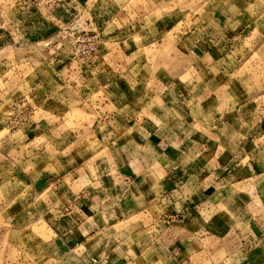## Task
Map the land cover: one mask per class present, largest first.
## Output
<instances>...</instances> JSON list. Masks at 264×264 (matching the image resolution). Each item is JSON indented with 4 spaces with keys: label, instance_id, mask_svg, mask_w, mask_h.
Instances as JSON below:
<instances>
[{
    "label": "rangeland",
    "instance_id": "rangeland-1",
    "mask_svg": "<svg viewBox=\"0 0 264 264\" xmlns=\"http://www.w3.org/2000/svg\"><path fill=\"white\" fill-rule=\"evenodd\" d=\"M98 6L102 13L112 7L118 11L116 17L124 22L121 21L122 31L113 33L107 40L111 44H107L108 50L95 64L93 73L98 80L103 75V83L106 80L109 90L115 85L111 82L114 77L123 79L121 87L117 83L123 115L133 119L152 117L153 112L167 106L164 109L167 123L187 117L214 124L215 128L207 126L203 130L214 142L218 141V151L229 149L230 153L238 154L248 126L264 122V0H255L250 6V27L241 36L223 33L229 26L236 31L239 26L232 21V15L238 10L230 0H107ZM109 29L112 27L108 26ZM2 46L0 264H65L56 256L54 246V232L62 229L54 225L59 212L48 205L51 193L41 188L38 176L41 172L52 177L61 170L65 178L81 171L82 161L88 156L84 152L89 148L82 141L92 134L89 128L104 129L105 124H97L105 118L97 113L100 105L96 104L101 100L102 89L95 86L96 93L85 100L87 104L83 107L78 102L73 104L67 96L75 88L60 81L59 72L54 74L37 65L41 51L23 52V49H2ZM168 86L173 100L167 96L166 101ZM178 90L182 92L181 99ZM224 112L231 117L222 124L218 117ZM42 123L47 127L57 125V128L41 137L36 131H22L28 125V128L37 126L34 129H42L39 130L42 133L46 131ZM115 137L126 140L127 134H122V129L117 127L104 140L109 142ZM54 140L62 143L52 147ZM68 141L73 144H66ZM41 144L46 145L42 153ZM261 144L264 148V139ZM91 148L94 147L91 145ZM100 156L95 155L92 160L98 161ZM151 179L156 178L153 175ZM80 186L81 183L74 184L75 189ZM129 199L125 204L132 208ZM220 205L224 210L214 212V220L220 224L211 228L220 238L206 237L197 242L188 235L190 238L184 242L191 256L190 264H223V259L224 264H238L245 255L250 264H264V260L260 261L264 252L263 236L257 234L256 227L243 225L238 216L235 226L228 227L224 224L230 218L226 207L231 204L224 201ZM140 221L129 212L124 213L121 222L106 226L96 234L97 238L112 235L123 246L131 248L135 239L146 236L141 226L138 227ZM148 221L144 218L145 224ZM186 228L194 230L195 222L188 223ZM163 232L170 237L180 233L175 228ZM242 242L246 244V251L238 250ZM211 249L214 256L208 257L207 251ZM231 252L233 255L226 260ZM156 264L160 262L156 260Z\"/></svg>",
    "mask_w": 264,
    "mask_h": 264
},
{
    "label": "crops",
    "instance_id": "crops-1",
    "mask_svg": "<svg viewBox=\"0 0 264 264\" xmlns=\"http://www.w3.org/2000/svg\"><path fill=\"white\" fill-rule=\"evenodd\" d=\"M8 1L0 0V24L7 12L12 14L7 5ZM81 2L71 1L77 6ZM102 2L106 3L107 0L84 1L89 10V22L86 27L90 30L95 29L103 35V42L96 51L97 60L94 58L93 65L84 68V76L78 75V71L71 70L67 61L68 56L62 51L50 54L49 57L44 56L46 53L41 51L42 55L39 58L41 60L37 63L54 74L55 71L59 72L58 79L69 84L71 89L75 88L67 96L73 104L78 102L83 107L85 100H90L89 97L96 93L93 91L95 86L102 89L101 100L96 104L100 105L97 113L105 116L103 121H97L100 126L105 124L104 129L89 128L92 134L89 135V139L82 141V145L89 148L84 152V155L88 156L83 159L84 166L78 174L71 173L64 178V175L60 174L61 170L56 171L57 174L52 177L39 173L41 188L51 193L48 205L59 212L60 216L54 224L57 225L56 229L62 227L58 233L54 232L56 256L63 259L65 264H156V260L160 264H190L191 256L185 244L190 238L188 235L195 237L197 242H202L206 237L220 238L211 228L220 224L215 222L214 212L224 210V206L220 205H224V201L231 204L226 207V214L230 218H227L224 224L234 227L235 218L238 216L243 225L256 227L257 234L263 236V240L264 148L261 143L264 139V122L248 126L241 149L235 154L230 153L229 149L218 151V141L214 142V138L205 134L203 129L207 126L213 129L216 127L214 124H207L200 119L194 121L187 117L183 121L179 120L180 122L176 119L175 123H167V116L164 113L167 106L153 112L152 117L133 119L130 115H123V105L117 96V89L122 86L123 79L114 77V81L111 82L115 85L113 87L111 85L109 90L106 80L103 83V75L100 80L93 75L96 70L95 64L105 56L107 44H111L107 40L113 33H118L124 28L122 18L116 17L118 11L111 6L110 9L105 8L102 13L98 6L99 3L103 4ZM230 3L238 10L232 15V21L237 22L239 26L237 31L229 26L223 33L241 36L250 27L248 23L252 18L250 6L255 0H230ZM108 26L112 29L107 31ZM10 27L8 25V28ZM10 30L3 31L0 27L2 49L11 47L23 49V52L40 51L41 48L33 44L37 37L32 35L29 40L16 39ZM211 50L214 52V48ZM169 88L166 87L167 92L164 96L166 101L167 96L173 100ZM181 93L179 91L178 97ZM169 109L171 110L172 106ZM233 112L235 115L236 111ZM224 113L218 117L222 124L230 116L226 114L227 112ZM41 125L46 128L42 133H40L42 129L38 131L34 129L37 126L28 128L27 125V129L21 130L36 131L41 137L45 133L54 132L57 128V125L51 127L43 123ZM117 127L122 129V134H127L126 140L117 137L109 142L104 140V136L114 132ZM60 143L62 142L54 140L51 146ZM66 144L73 143L68 141ZM91 145L94 147L93 150ZM44 148L46 145L41 144L39 147L41 153ZM102 151L107 153L100 156L99 153ZM95 155L100 156L98 161L92 160ZM152 174L155 180L151 179ZM80 183L81 186L75 189L74 184ZM127 199L130 200L132 208L125 204ZM128 212L142 220L138 227L141 226V230L146 233L145 237L139 236L135 239L131 248L123 246V242L112 235L97 238L96 234L102 232L108 225L121 222L124 213ZM144 218L149 220L146 224ZM192 221L195 222V231L186 228ZM171 228L177 229V233H180L171 237L164 235L163 230L169 231ZM176 242L178 245L174 246ZM244 245L246 246L245 242L239 243L238 250L246 251ZM197 247L199 249V245ZM207 252L208 257L214 256V249ZM54 253L52 252V255ZM231 255L232 252L225 259H230ZM242 259L243 262L239 261L238 264H250L247 255ZM263 260L264 252L260 258V261ZM221 263H225L224 259Z\"/></svg>",
    "mask_w": 264,
    "mask_h": 264
},
{
    "label": "built area",
    "instance_id": "built-area-1",
    "mask_svg": "<svg viewBox=\"0 0 264 264\" xmlns=\"http://www.w3.org/2000/svg\"><path fill=\"white\" fill-rule=\"evenodd\" d=\"M71 1L9 0L7 5L12 14L7 12L0 27L3 31L11 29L12 36L18 39L29 40L34 35L37 38L32 40L33 44L47 54L44 56L66 53L71 70L84 76V68L93 65L94 58L97 60L96 51L103 35L86 27L89 10L84 1L87 0H81L79 6Z\"/></svg>",
    "mask_w": 264,
    "mask_h": 264
}]
</instances>
